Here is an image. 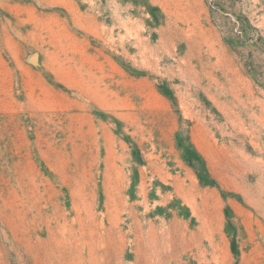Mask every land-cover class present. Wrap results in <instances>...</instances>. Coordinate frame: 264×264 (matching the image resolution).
<instances>
[{
    "label": "rangeland",
    "instance_id": "1",
    "mask_svg": "<svg viewBox=\"0 0 264 264\" xmlns=\"http://www.w3.org/2000/svg\"><path fill=\"white\" fill-rule=\"evenodd\" d=\"M0 264H264V0H0Z\"/></svg>",
    "mask_w": 264,
    "mask_h": 264
}]
</instances>
